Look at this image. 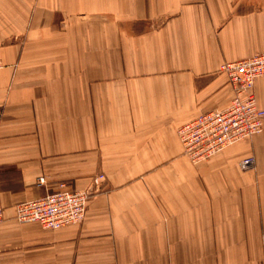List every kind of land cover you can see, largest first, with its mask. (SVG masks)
<instances>
[{"label":"crops","instance_id":"1","mask_svg":"<svg viewBox=\"0 0 264 264\" xmlns=\"http://www.w3.org/2000/svg\"><path fill=\"white\" fill-rule=\"evenodd\" d=\"M263 53L264 0H0V264H264V126L195 164L179 136ZM99 174L83 223L16 219Z\"/></svg>","mask_w":264,"mask_h":264},{"label":"built area","instance_id":"2","mask_svg":"<svg viewBox=\"0 0 264 264\" xmlns=\"http://www.w3.org/2000/svg\"><path fill=\"white\" fill-rule=\"evenodd\" d=\"M220 72L227 76L233 88L231 105L223 111L202 115L179 130L185 154L194 164L208 160L227 146L263 130L264 108L258 105L254 86L256 80L264 76V53L226 62ZM255 166L253 156L240 162L244 171L253 170ZM105 181L104 174L96 175L84 190L72 189L66 183H61L52 193L18 204L16 219L21 223L37 222L44 229L52 231L79 225L86 218L91 198ZM4 220L5 208L0 202V227Z\"/></svg>","mask_w":264,"mask_h":264}]
</instances>
